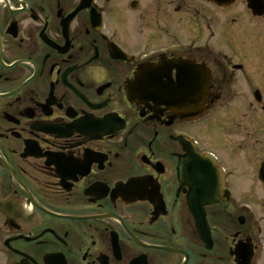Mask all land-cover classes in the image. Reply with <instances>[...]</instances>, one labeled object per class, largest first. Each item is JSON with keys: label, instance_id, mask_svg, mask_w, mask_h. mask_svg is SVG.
I'll use <instances>...</instances> for the list:
<instances>
[{"label": "flooded vegetation", "instance_id": "obj_1", "mask_svg": "<svg viewBox=\"0 0 264 264\" xmlns=\"http://www.w3.org/2000/svg\"><path fill=\"white\" fill-rule=\"evenodd\" d=\"M256 58L264 0H0V264H264ZM163 94L195 99L140 97ZM182 138L216 156L230 197L205 206L214 177Z\"/></svg>", "mask_w": 264, "mask_h": 264}, {"label": "rangeland", "instance_id": "obj_2", "mask_svg": "<svg viewBox=\"0 0 264 264\" xmlns=\"http://www.w3.org/2000/svg\"><path fill=\"white\" fill-rule=\"evenodd\" d=\"M261 49V48H260ZM234 53H237V50H235ZM252 63V62H251ZM253 64V73L254 75L257 77L258 76V70L259 69H263L264 68V63L263 61H261L259 58H256L254 59V62L252 63ZM259 82V80H256L255 83ZM243 87L245 86L244 85V81H242V84H241ZM243 88L241 89L240 93L242 94L241 98L234 104L235 105V109H239V110H236V111H233V114L237 117L235 119V121H239V123L243 124L242 122H240V120H245V113H246V103H247V99H248V94L246 92H243L242 91ZM244 94V96H243ZM244 98V99H243ZM250 101L252 102L253 104V107L251 109V115H252V118L254 119L253 121H255V124L257 126V128L259 129V134L260 135H264V122H259V107L257 105V103L255 102L254 100V97H252L250 95L249 97ZM236 113V114H235ZM230 116V114H229ZM228 116H225L223 119H226L227 120ZM213 126H215V123H212ZM215 129V128H214ZM243 129H244V125L242 127V132H243ZM237 131H239L240 129H236ZM204 130L202 131V129L199 131L202 139H204V143L207 147L209 148H212L213 150H217L220 157L222 158V156L225 158V154H224V148L222 146H220V144L218 143V139L215 135H213V139L211 140V138H209V136H207V134L203 133ZM211 132V131H210ZM242 132L241 133H237L236 134V142L237 140L241 138V135H242ZM258 138L260 139V136H258ZM253 140V138L251 139ZM238 143V142H237ZM223 159V158H222ZM238 159H232L230 160L228 163L230 166L234 167L237 171H240V175L239 177H237L235 179V182L237 184V187H236V193L240 196L241 199L243 200H251V196H250V190L248 189V183L245 182V186L243 185V178L241 177L242 176V173H243V168L240 166Z\"/></svg>", "mask_w": 264, "mask_h": 264}, {"label": "water", "instance_id": "obj_3", "mask_svg": "<svg viewBox=\"0 0 264 264\" xmlns=\"http://www.w3.org/2000/svg\"><path fill=\"white\" fill-rule=\"evenodd\" d=\"M189 157H191V158H196V156H194L193 154H194V152L193 151H191V150H189ZM263 170H264V168H263Z\"/></svg>", "mask_w": 264, "mask_h": 264}]
</instances>
